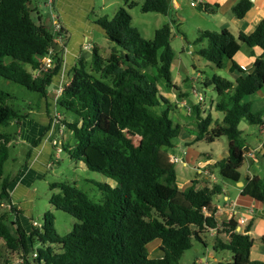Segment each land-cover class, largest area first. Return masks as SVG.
Masks as SVG:
<instances>
[{
	"label": "trees",
	"instance_id": "trees-1",
	"mask_svg": "<svg viewBox=\"0 0 264 264\" xmlns=\"http://www.w3.org/2000/svg\"><path fill=\"white\" fill-rule=\"evenodd\" d=\"M34 1L0 0V80L20 85L42 99L47 98L61 70L64 50H55L53 70L41 71L42 59L54 46L55 37H67L64 29L57 33L53 21L44 19L43 6L32 8ZM197 8L212 15L218 5L202 3ZM251 8V0H240L233 13L243 18ZM170 9V0H144L142 6L144 12L163 15ZM131 21L124 8L113 19H94L117 46L105 56L94 46L89 60L79 57L70 72L69 84L56 101L74 115L72 121L57 125L56 132L65 127L73 135V145H63V149L74 148L70 152L74 159L116 185L99 184L103 202L96 203L77 184H51L52 191H57L50 199L51 205L78 223L68 235L60 236L54 214L46 212L42 228L27 232L19 220L22 211L9 193L13 182L5 177L14 136L0 133V207L4 209L0 211V240L9 253L19 252L22 264H181L185 252L194 248V241L207 245L204 237L217 230L214 251L232 255L231 261L218 264H264L251 258L254 239L248 233L253 222L238 231L240 224L235 219L219 224L215 212L207 215L213 198L222 194L221 185L196 189L194 180L185 190L178 186L169 150L183 127L172 119L171 105L160 96L159 88L161 82L165 90L176 88L171 28L165 25L156 31L153 40H145ZM196 43L201 46L197 54L204 60L220 70L231 64L230 71L239 74L235 81L218 75L204 81L217 94L215 109L224 113L221 124L212 128L214 120L210 114L202 116L201 102L188 109L197 119L195 142L228 138V156L217 167L223 179L238 183L246 148L240 124L245 121L259 127L263 123V114L253 113L250 103L243 100L264 88V20L253 33L238 38L228 29L200 31ZM242 44L263 51L251 71L236 61ZM8 100L0 87V125L20 126L29 114L9 106ZM53 122L55 119L47 132ZM42 140L40 136L31 149ZM242 194L264 205V176L250 178ZM224 233L228 241L220 238ZM158 240V254H151L150 245ZM261 241L264 244V237ZM36 244L41 245L37 251Z\"/></svg>",
	"mask_w": 264,
	"mask_h": 264
},
{
	"label": "rangeland",
	"instance_id": "rangeland-1",
	"mask_svg": "<svg viewBox=\"0 0 264 264\" xmlns=\"http://www.w3.org/2000/svg\"><path fill=\"white\" fill-rule=\"evenodd\" d=\"M46 2L47 0H35L31 6L32 8H36V5H38V7L43 6L44 9H42V12L44 14V19H50L53 21ZM143 4L144 0H94L93 12L90 13L89 19L91 22H94V19L100 16H108L113 19L119 10L124 8L128 11L132 18V27L135 28L145 40H153L157 30L161 29L165 25H169L171 28V47L175 52L172 72L174 78H177L178 74L180 75L177 80V82H179V89L180 91L186 93L185 99L187 104L183 107L185 119L191 123L193 122L194 126L197 127L196 116L191 112L188 113V109H191L192 105L198 104V97L202 98L201 103L204 104V111L206 113H208L212 103L217 102V94L214 89L212 87L207 88L204 85L206 78H212L214 75H218L230 81L233 79V75L227 69L220 70L197 54V51L201 47L196 43V40L199 37V32H218V28L215 23L204 21L202 18V16H204V12H202L199 8L191 7L190 0H178L176 4L179 6V9L177 10L174 8L173 2L170 0L171 9L167 15L144 12L142 10ZM178 16H181L184 20L181 21ZM205 18L210 20V17L206 16ZM95 26L98 27L97 25ZM96 27H94L92 32L93 36L91 38V43L99 48L102 55H108L111 52V49L117 45L110 41V39ZM67 41L68 38L64 39L66 44ZM192 48L194 50H192ZM92 50L84 49L83 53L88 58H91ZM27 68L29 67L27 66ZM162 84L164 83H160L161 90L164 91L166 88L164 86L162 87ZM0 87L5 90L6 94H8L10 98V100H8V105L13 106L17 111L21 113L26 112L25 114H28L30 112V108H40V105H36L39 101L37 93L30 92L20 85L9 84L4 80H0ZM170 91L171 90H168V92ZM50 104L51 106L53 105L52 102ZM50 110L55 113L54 116H56V114L62 115V117L57 120L56 125H60L62 123L64 124V122L66 120L69 121V119L72 121L70 117L74 116L58 104H55V106L50 108ZM201 112L202 116L206 117L203 111ZM215 112L221 119H223L224 114L222 112L216 110ZM24 128L25 134L27 133L29 136H32V134L36 131V128H30L29 131L26 130L27 126ZM248 128L249 125L247 122L244 121L241 123V130L243 129L245 131L248 130ZM58 132L59 134H53L54 140H51L52 143L56 141L59 144L57 147L53 148L52 163L49 165L47 170H41L39 176L34 178L32 181V176L28 174L26 176L24 175L28 171L30 172V170L25 167L30 164L31 161L29 162V159L31 156L35 157V152L32 151L31 146H29L26 141L22 142L21 140H18V125L16 123H11L7 127L0 125V133H7L14 136L9 148L10 158L5 164V177L8 178L10 182H15L14 184L21 183L20 187L24 188L23 195H19V199L17 200L18 204L20 203L22 205H26L23 221L25 218L30 217V223L36 222L41 226L44 224V216L46 212H52L55 218V228L57 234L65 236L73 231L74 226L78 223V221L70 214L53 208L50 203V199L53 193H56L57 191H52L50 185L56 182H69L77 184V186L82 189L93 201L96 203H102L103 193L99 188V184H110L111 186H115L116 182L108 179L100 173L88 170L84 167L85 165H83V163L74 159L70 153L74 150V148H69L70 151H65L63 149V145H73V135L71 131H68L65 127H63L59 128ZM190 134L195 135L196 131L192 130L190 131ZM61 135L65 138L61 137ZM228 144L229 140L226 136H223L214 142H207L206 140L195 142L192 148L195 151L202 153L203 156L199 159L198 163L190 161L188 167L183 166L184 160L183 158H180L178 152L175 150L176 153L174 155L178 159L177 162L174 161L176 173L177 176L180 175L182 179H184L181 180L180 177L178 178V186L184 187L183 183H185L186 180L193 178L194 175L197 174L198 170L209 171L210 169L213 171V175L216 179L220 181V185H222L223 182H230L223 179L220 174V170L217 167V163L225 159L228 155ZM58 149H62V152L58 153ZM180 150L182 152H186V160H188V147L183 145ZM208 155L210 157H207ZM244 167L245 164L242 165L240 171H246V168ZM255 170L259 171L261 175L264 174L263 168H261V170ZM197 176L199 177L200 175L197 174ZM216 200L217 199L214 198V201ZM219 203H225L223 196L220 197ZM0 211L4 212L3 207H0ZM261 238L262 236L256 234V230L254 229V245H264ZM204 240L208 246L213 249L212 242L210 241V233L204 237ZM158 243L159 240L150 245L151 254L154 253L153 251L158 246ZM3 244L5 243H0V264L1 262L3 264L7 262L9 264H22V261L19 259V252L13 254L9 253L6 246ZM193 244L194 248L185 252L181 259V264H205V262L202 261L207 257L204 246L197 241H194ZM40 248L41 245L39 244H36L34 247L35 251ZM213 253L214 258H217L218 262L223 261V259H226L228 256H231V253L228 251L217 253L213 249ZM210 260L211 258H208V263L215 264L214 262H210Z\"/></svg>",
	"mask_w": 264,
	"mask_h": 264
},
{
	"label": "crops",
	"instance_id": "crops-1",
	"mask_svg": "<svg viewBox=\"0 0 264 264\" xmlns=\"http://www.w3.org/2000/svg\"><path fill=\"white\" fill-rule=\"evenodd\" d=\"M171 1L173 2L174 8L176 10L179 9V6L176 4L178 0ZM239 1L240 0H203L204 4L218 5V9L216 13L212 15L203 13L204 16H202V18L204 19V21H210L211 23H215L218 28V32H221L224 29H228L236 38H238L241 34H251L264 20V0H251L252 8L247 12V14L243 18H238L233 13V7ZM54 7V14L57 16L60 24L65 30V37L68 38L67 44L64 42L65 38L62 37V40L54 42L53 46L54 50L56 51L64 50L65 48L63 54L62 67L58 75H56L53 79V84L49 88L47 98H38L39 101L38 103H36V105H40V108H30V112L28 113L29 116L22 120L20 126L18 125V140H21L22 142L26 141L31 147L35 140H37L40 136H43V140L41 141L40 145L32 150L33 152H35V157L31 156V158L29 159V162L31 161L30 164L25 167L29 169L30 172L28 171L24 176H26L27 174L32 176V181L34 178L39 176L41 170H47L49 165L52 163L51 161L53 159L54 146L51 140L53 141L54 135L59 134V132H56L57 125H54V122L52 124L51 130L48 133L46 131L47 127L51 124V121L54 120L56 117L54 116L55 113L51 112L50 108L55 106L57 99L60 97V92H62L65 85L69 84L70 72L76 63V60L82 56L87 60L90 59L84 55L83 50L85 49L86 43L92 42V32L94 27H96V24L94 22H91L89 19L90 13L93 12L92 10L94 7V0H56ZM206 16L210 17V20H208V18H205ZM178 17L181 19V21L184 20V18H181V16ZM96 28L102 31L100 27ZM91 44L93 48L94 46H96L93 43ZM192 50L194 49L192 48ZM262 53L263 51L259 47L250 49L247 45L242 44L241 51L236 57V61L240 66L247 69V71H251L256 58L261 56ZM230 65L231 64H228V67L225 69H227L233 75L232 81H235L239 74L231 72ZM179 77V74L177 78H174L173 75V83L174 85H176V88H172L170 92H168V90H164L167 91L164 92L161 90V87L159 88L160 96L166 98L169 101V105H171L172 119L183 127L180 135L176 139H174V147L169 150V154L173 162H177L178 159L174 155L176 153V150L180 158H183L184 160L183 166L188 167L190 161H192L193 163H198L199 159L203 155L202 153H199L192 148L196 139L197 127L194 126L193 122L191 123L185 119L183 107H185L187 104V101L185 99L186 93L180 91L179 89V82H177ZM51 102L53 104L52 106L50 104ZM199 102H201V97H198V103ZM243 102L250 103L251 110L253 113H261L264 116V88L253 95L245 97ZM215 104L216 102L212 103L208 110V113L204 111V104H199L205 116L207 114H210L212 116L214 120L212 128L216 123L221 124L223 121V119H221L219 115L215 112ZM59 116L62 117V115ZM70 118L73 120L74 116H71ZM26 126L27 131H29L30 128H36V131L32 134V136L27 135V133L25 134L24 127ZM192 130L196 131L195 135L190 134V131ZM242 131L244 133V137H246V151L244 163V168H246V171H240L242 178L241 181L238 183L223 182V184L221 185L223 187L222 194L214 197L217 199L216 201H214L213 198V201L211 203V210H207L206 212L207 215H211L212 212H215L219 224L225 221L228 222L231 219H235L240 224L241 219L245 218L246 220H248V224L250 222H253V229L249 233V235L253 238L255 229L256 234L264 237V205L257 203L251 197L244 196L242 194L243 189L247 185L248 180L250 178L254 176H264V174L261 175L259 171L255 170H261V168L264 169V123H262V125H260L259 127L249 125L248 130L244 131L242 129ZM61 137H63V135H61ZM183 145L188 147V160H186V152H182L180 150ZM207 157L210 156L208 155ZM210 170H204L205 172L203 170H198L197 174H199L200 176L198 177L196 174L193 178L186 180V182L183 183L184 187H180V189L185 190L187 187L192 185L194 180L197 181L196 189H202L205 187L211 188L214 184L220 185V181L216 179V177L213 175V171ZM179 177L181 178V180H184L180 175L178 176V178ZM14 183L10 186L9 189L11 200L13 204L22 211V214L19 215V220L23 228L27 232H29L32 230V223H30V217L25 218V222L23 221L26 205L17 203V200L19 199L18 196L23 195L24 193V188L20 187L21 183ZM221 196L224 197L225 203L223 204L219 203ZM242 228H245V226H243ZM217 234V230H211L210 232V241L212 242V246L215 245V238ZM219 236L224 241L229 240V236L227 235V233H224ZM2 242L3 241L0 240V243ZM202 245L204 246L207 254V257L202 260L203 262H205V264H211L208 263V258H211L210 262H214L215 264L222 262H218L217 258H214L213 249L208 246V244ZM159 247L160 243L154 250V254L156 253L155 255L158 254ZM251 258L254 261H264V245H254L251 251ZM231 260L232 255L228 256L226 259H223V261L225 262H229ZM1 264L3 263L1 262Z\"/></svg>",
	"mask_w": 264,
	"mask_h": 264
},
{
	"label": "built area",
	"instance_id": "built-area-1",
	"mask_svg": "<svg viewBox=\"0 0 264 264\" xmlns=\"http://www.w3.org/2000/svg\"><path fill=\"white\" fill-rule=\"evenodd\" d=\"M55 0H48L47 2V7L49 8V11H50V14H51V17L53 19V23H54V26H55V31L58 33V32H61L63 30L62 28V25L60 24L57 16L54 14V10H55ZM203 3V0H190V5L192 7H199L201 4ZM58 40H62L61 37L57 36L55 37V40L54 42L58 41ZM92 44L91 43H86L85 44V49H88V50H91L92 49ZM49 53L48 55H46L43 59H42V62H41V71H44V72H48L50 70H53L54 69V66H55V59H54V55H55V50H54V47H51L49 49ZM61 93V92H60ZM61 95V94H60ZM201 101H202V98H201ZM60 118L59 115H56L55 117V123L54 125H56V122L57 120ZM263 121H264V117H263ZM58 142L54 141L53 142V146L54 147H57ZM59 152H62V149H58V153ZM246 219L245 218H242L241 221H240V224L244 225L246 224ZM32 227L34 228H38V229H41L42 226L38 225L36 222H33L32 223ZM240 230V229H238ZM34 256L36 257L37 256V253H34Z\"/></svg>",
	"mask_w": 264,
	"mask_h": 264
},
{
	"label": "clouds",
	"instance_id": "clouds-1",
	"mask_svg": "<svg viewBox=\"0 0 264 264\" xmlns=\"http://www.w3.org/2000/svg\"><path fill=\"white\" fill-rule=\"evenodd\" d=\"M195 8V7H194ZM63 28V27H62ZM64 32V31H63ZM62 93V92H61ZM202 102V101H201ZM264 117V116H263ZM263 123H264V121H263ZM247 222H248V220H246ZM246 222V223H247ZM33 223V222H32ZM42 226V225H41ZM243 226H245V224L244 225H242V224H240V226L238 227V229H240V230H242V227ZM32 228H34V227H32ZM240 230H238V231H240ZM249 234V233H248Z\"/></svg>",
	"mask_w": 264,
	"mask_h": 264
},
{
	"label": "water",
	"instance_id": "water-1",
	"mask_svg": "<svg viewBox=\"0 0 264 264\" xmlns=\"http://www.w3.org/2000/svg\"><path fill=\"white\" fill-rule=\"evenodd\" d=\"M245 151H246V149H245Z\"/></svg>",
	"mask_w": 264,
	"mask_h": 264
}]
</instances>
